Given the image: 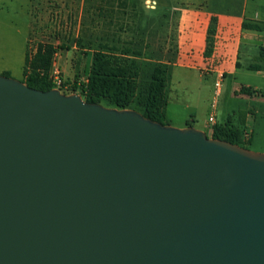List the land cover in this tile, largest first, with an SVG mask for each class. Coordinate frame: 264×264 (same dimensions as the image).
<instances>
[{
  "label": "water",
  "instance_id": "95a60500",
  "mask_svg": "<svg viewBox=\"0 0 264 264\" xmlns=\"http://www.w3.org/2000/svg\"><path fill=\"white\" fill-rule=\"evenodd\" d=\"M0 264H264V153L0 75Z\"/></svg>",
  "mask_w": 264,
  "mask_h": 264
},
{
  "label": "rangeland",
  "instance_id": "374dc122",
  "mask_svg": "<svg viewBox=\"0 0 264 264\" xmlns=\"http://www.w3.org/2000/svg\"><path fill=\"white\" fill-rule=\"evenodd\" d=\"M184 1L165 6L156 0H0V75L9 71L12 78L24 81L26 53L31 62L41 53L50 60L41 74L49 77L55 89L72 95L76 84L81 88L88 82L95 56L103 53L114 66L138 74L136 107L154 67L173 63L185 47L175 35ZM170 76L171 106H190L211 138L208 118L215 76L176 67L171 68ZM261 82L257 78V84ZM222 91L217 98L221 124L227 121L231 107H244L240 100L229 98L226 87ZM101 105L112 108L106 100ZM172 119L179 122L178 117ZM243 145L264 153V122H257L253 141Z\"/></svg>",
  "mask_w": 264,
  "mask_h": 264
},
{
  "label": "crops",
  "instance_id": "0c3cea01",
  "mask_svg": "<svg viewBox=\"0 0 264 264\" xmlns=\"http://www.w3.org/2000/svg\"><path fill=\"white\" fill-rule=\"evenodd\" d=\"M156 1L165 6L174 2ZM181 4L179 8L184 14L176 25L175 35L177 42L185 47L173 63H168L167 101L172 91V67L213 75L215 83L222 82L221 91L226 87L229 98L240 100L244 105L239 109L231 107L227 121L222 124L231 123L241 130L251 131V143L257 132V122H264V96L257 93L264 90V62L260 61L264 48V0H185ZM210 43L212 53L207 56ZM257 66L260 67L258 71L253 69ZM257 78L263 82L257 84ZM165 113L173 126L183 129L189 127L190 122V127L204 131L190 106L172 107L168 101ZM211 114L212 111L209 117ZM177 117L179 122L173 123L172 118ZM216 124H221L217 109ZM209 126L213 131L214 126Z\"/></svg>",
  "mask_w": 264,
  "mask_h": 264
},
{
  "label": "trees",
  "instance_id": "16d2710c",
  "mask_svg": "<svg viewBox=\"0 0 264 264\" xmlns=\"http://www.w3.org/2000/svg\"><path fill=\"white\" fill-rule=\"evenodd\" d=\"M248 27V26H247ZM212 53V43L209 44L206 55ZM260 61L264 62V48L260 52ZM50 60L41 53L35 60L30 61L28 54L25 56L24 81L28 87L40 91L55 89L54 83L47 75L41 74V69L46 68ZM257 71L260 69L259 66ZM3 76L11 78L10 72H4ZM138 74L123 66H114L111 60L103 53H98L93 62V68L86 84L78 88L74 86L73 94L80 95L87 103L102 104L103 100L108 105L118 110H135L144 117L169 125L165 107L167 106L166 89L169 80L168 66L157 65L150 74V80L143 86V94L135 105L136 78ZM80 89V91L78 90ZM79 91V92H78ZM264 96V90L257 92ZM189 126H192L189 122ZM244 130L231 123L216 124L213 127V139L225 140L230 143L245 147L243 140Z\"/></svg>",
  "mask_w": 264,
  "mask_h": 264
},
{
  "label": "built area",
  "instance_id": "2783aa9c",
  "mask_svg": "<svg viewBox=\"0 0 264 264\" xmlns=\"http://www.w3.org/2000/svg\"><path fill=\"white\" fill-rule=\"evenodd\" d=\"M60 83V82H59ZM221 87H222V82L218 81L215 83V97H214V101L212 103V114L209 117V123L213 126L216 125V109H217V98L221 93ZM251 131L249 130H245L244 134H243V139L244 141H249L251 139Z\"/></svg>",
  "mask_w": 264,
  "mask_h": 264
}]
</instances>
